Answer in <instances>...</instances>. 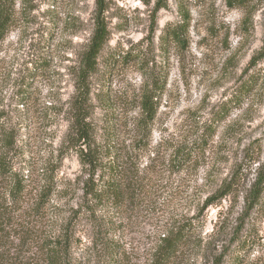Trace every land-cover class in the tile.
I'll list each match as a JSON object with an SVG mask.
<instances>
[{"label": "rangeland", "instance_id": "rangeland-1", "mask_svg": "<svg viewBox=\"0 0 264 264\" xmlns=\"http://www.w3.org/2000/svg\"><path fill=\"white\" fill-rule=\"evenodd\" d=\"M154 2L107 0L109 36L89 79L92 140L105 164L119 156L124 205L94 203L95 218L82 208L89 175L77 144L68 145L97 0H16L0 41V111L14 126V167L32 188L59 165L54 199L73 218L71 264H150L160 238L183 223L192 236L175 264H264V191L253 196L264 174V59L252 63L264 45V0H169L156 17ZM148 88L158 113L143 131ZM112 243L123 247L119 258Z\"/></svg>", "mask_w": 264, "mask_h": 264}, {"label": "trees", "instance_id": "trees-1", "mask_svg": "<svg viewBox=\"0 0 264 264\" xmlns=\"http://www.w3.org/2000/svg\"><path fill=\"white\" fill-rule=\"evenodd\" d=\"M168 1L155 0L154 17L167 8ZM246 1L227 0V3L232 7L243 5ZM106 9L107 0H97L94 33L83 55L78 91L71 104L73 130L72 138L68 141L69 146L77 144L79 161L89 175L84 189V195L89 198L82 208L88 214L92 213L94 218L97 207L94 203L106 204L107 207L115 209L122 207L128 200V190L123 182L125 172L121 171L123 167L120 166L119 156L105 164L101 147L92 140L89 128V79L97 69L98 56L109 36L105 19ZM15 15L16 0H0V41L6 37L14 24ZM183 16L185 23L173 28L170 33L172 38L178 41L183 40L182 36L188 27L187 13ZM263 59L264 45L253 57L252 63ZM252 84V80L247 82L246 93L251 91ZM156 96L152 88L142 93L139 127L143 131L151 127L157 116ZM29 98L28 91L24 89L20 103L27 104ZM5 114V111H0V264H71L73 218L68 220L64 214L65 205L54 199L57 194L56 170L59 165L43 171V185L30 188L28 177L14 167L11 153L15 150L17 140L14 126ZM116 154L114 150V156ZM263 191L264 174L260 173L253 185L254 198L260 197ZM81 212L82 209L75 210V218H78ZM192 230V225L183 223L163 235L150 264H175L180 252L189 242ZM26 245L28 249H25ZM109 247L111 257L113 258L114 252L115 258H119L123 247L114 243Z\"/></svg>", "mask_w": 264, "mask_h": 264}]
</instances>
